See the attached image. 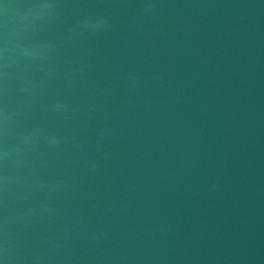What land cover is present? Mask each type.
<instances>
[{
  "label": "water",
  "instance_id": "1",
  "mask_svg": "<svg viewBox=\"0 0 264 264\" xmlns=\"http://www.w3.org/2000/svg\"><path fill=\"white\" fill-rule=\"evenodd\" d=\"M44 2L0 0V264H264V0Z\"/></svg>",
  "mask_w": 264,
  "mask_h": 264
},
{
  "label": "clouds",
  "instance_id": "2",
  "mask_svg": "<svg viewBox=\"0 0 264 264\" xmlns=\"http://www.w3.org/2000/svg\"><path fill=\"white\" fill-rule=\"evenodd\" d=\"M56 3L53 2V0H47V2L40 3L37 6V16L42 17L44 14H50L54 12L56 8ZM107 28V21L103 18H87L83 21H81L77 26L76 29L82 30V31H87L90 34H98L105 30ZM74 29V31H76ZM45 48H51V45L45 46ZM23 56L27 59H40V56H38L36 53H34L31 50L25 49L23 51ZM59 107V106H57ZM55 140H52L51 143H55Z\"/></svg>",
  "mask_w": 264,
  "mask_h": 264
}]
</instances>
